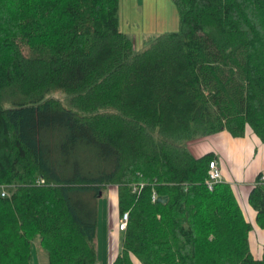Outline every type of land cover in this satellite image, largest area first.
Wrapping results in <instances>:
<instances>
[{
	"label": "trees",
	"instance_id": "obj_1",
	"mask_svg": "<svg viewBox=\"0 0 264 264\" xmlns=\"http://www.w3.org/2000/svg\"><path fill=\"white\" fill-rule=\"evenodd\" d=\"M172 1L178 30L136 50L120 0H0V264H36L35 236L45 264H97L110 184L128 211L112 264H264L261 171L249 221L230 183L207 188L214 153L188 148L247 129L264 145V0Z\"/></svg>",
	"mask_w": 264,
	"mask_h": 264
},
{
	"label": "crops",
	"instance_id": "obj_2",
	"mask_svg": "<svg viewBox=\"0 0 264 264\" xmlns=\"http://www.w3.org/2000/svg\"><path fill=\"white\" fill-rule=\"evenodd\" d=\"M247 129L244 136L234 137L228 131L222 130L213 134L205 135L192 139L188 142V148L195 156H200L206 152H213L215 159L220 166L221 180L231 184L233 191L242 207L246 218L249 221H253L255 216L254 210L247 204V194L250 186L256 178V166L261 164L264 166V156L260 155V159L257 158L251 163L247 171L245 163L253 154L254 146L258 145L256 141V135ZM255 137V138H254ZM258 138V137H257ZM259 139V138H258ZM201 140L206 142H201ZM260 140V139H259ZM262 144V143H261ZM264 148V145H262ZM241 175L240 179H236L234 176ZM252 176V177H251ZM246 177L248 179H246ZM239 178V177H238ZM248 180V181H245ZM107 264H112L115 256L120 250L121 245V231L118 230L117 221L119 216L118 210V195L117 189L107 187ZM104 190V191H105ZM104 192L101 194L103 195ZM261 236L260 232L256 231L254 236H249V243L251 251L257 257L261 253ZM133 259V264H141L136 258Z\"/></svg>",
	"mask_w": 264,
	"mask_h": 264
},
{
	"label": "rangeland",
	"instance_id": "obj_3",
	"mask_svg": "<svg viewBox=\"0 0 264 264\" xmlns=\"http://www.w3.org/2000/svg\"><path fill=\"white\" fill-rule=\"evenodd\" d=\"M119 28L121 31L128 33L132 37L134 47L138 50L144 47L143 39L149 35L177 31L179 28V16L172 0H120ZM53 95L62 101L67 100L65 94L62 92H54ZM255 139L258 145L254 146L252 156H250L245 163L247 171L252 167L253 164L251 165V163H254L252 162L253 160L257 158L260 159V155L264 156V148H262L261 141L257 137ZM201 142L206 141L201 140ZM256 168L258 169L256 170L255 176L259 171H264V166L261 164H258ZM234 177L240 179L241 175ZM246 179L248 178L246 177ZM246 179L245 181H248ZM253 179H255V177H253ZM107 187L117 189L114 184H110ZM6 189L8 190L9 196L11 194V189L9 187ZM107 204V190H105L104 194L98 197L96 203L97 264H107ZM254 234L255 233H253L252 236H254ZM120 237H122V233H120ZM255 256L257 257V255ZM31 261L36 264H45L46 262V254L44 250L40 248L38 236H35L31 241Z\"/></svg>",
	"mask_w": 264,
	"mask_h": 264
},
{
	"label": "built area",
	"instance_id": "obj_4",
	"mask_svg": "<svg viewBox=\"0 0 264 264\" xmlns=\"http://www.w3.org/2000/svg\"><path fill=\"white\" fill-rule=\"evenodd\" d=\"M222 178L221 175V170L220 166L218 164V161L216 159H212L209 162V167H208V177L206 178V186L209 190H212L214 185L219 182ZM261 179L264 180V174H262ZM144 185L139 184L135 185L132 188L133 192H138ZM1 195H5V191H1ZM157 194L155 192L152 193V199L156 200ZM127 221H128V211H125L122 213L120 219H119V224H118V230L119 231H124L126 226H127Z\"/></svg>",
	"mask_w": 264,
	"mask_h": 264
},
{
	"label": "bare ground",
	"instance_id": "obj_5",
	"mask_svg": "<svg viewBox=\"0 0 264 264\" xmlns=\"http://www.w3.org/2000/svg\"><path fill=\"white\" fill-rule=\"evenodd\" d=\"M262 174H264V171H261V176H262ZM260 179H261V177H260ZM262 180V179H261ZM40 181H42V179L40 180ZM262 181H264V180H262ZM5 191V195H1V191ZM0 195L1 196H7L8 195V191L6 190V187L5 186H0ZM159 196V195H158ZM157 196V197H158ZM121 217V216H120ZM120 217L118 218V221H117V227H118V224H119V219H120Z\"/></svg>",
	"mask_w": 264,
	"mask_h": 264
},
{
	"label": "water",
	"instance_id": "obj_6",
	"mask_svg": "<svg viewBox=\"0 0 264 264\" xmlns=\"http://www.w3.org/2000/svg\"><path fill=\"white\" fill-rule=\"evenodd\" d=\"M156 201L166 202V201H167V197H166V196H161V195H159V196L156 198Z\"/></svg>",
	"mask_w": 264,
	"mask_h": 264
}]
</instances>
